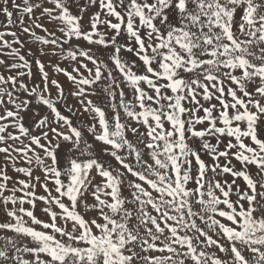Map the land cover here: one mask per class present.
Masks as SVG:
<instances>
[{
  "label": "snow or ice",
  "instance_id": "1",
  "mask_svg": "<svg viewBox=\"0 0 264 264\" xmlns=\"http://www.w3.org/2000/svg\"><path fill=\"white\" fill-rule=\"evenodd\" d=\"M0 264H264V0H0Z\"/></svg>",
  "mask_w": 264,
  "mask_h": 264
}]
</instances>
